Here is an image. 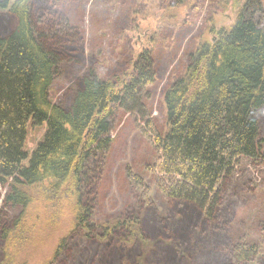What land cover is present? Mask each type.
Returning <instances> with one entry per match:
<instances>
[{
  "label": "trees",
  "instance_id": "obj_1",
  "mask_svg": "<svg viewBox=\"0 0 264 264\" xmlns=\"http://www.w3.org/2000/svg\"><path fill=\"white\" fill-rule=\"evenodd\" d=\"M51 1L0 0V264H8L5 247L30 190L42 185L53 193L65 188L77 211L48 264H136L141 248L127 246L136 225L141 240L153 243L148 264H264L256 243L226 236L264 169V0H245L233 27L187 56L183 76L164 95L162 133L147 105L151 51L141 50L122 80L103 81L82 35ZM59 80L68 87L51 105ZM121 115L155 151L150 171L175 220L172 213L157 218L149 189L127 173L144 217L112 228L93 223ZM29 125L46 129L31 154Z\"/></svg>",
  "mask_w": 264,
  "mask_h": 264
},
{
  "label": "rangeland",
  "instance_id": "obj_2",
  "mask_svg": "<svg viewBox=\"0 0 264 264\" xmlns=\"http://www.w3.org/2000/svg\"><path fill=\"white\" fill-rule=\"evenodd\" d=\"M245 0H52L51 4L82 35L84 53L96 64L98 77L116 83L122 80L135 56L149 49L153 57L155 83L150 88L148 108L159 132H164V95L173 81L183 76L187 56L202 43L212 42L220 30L233 27ZM68 84L55 81L49 103L57 105ZM42 127L28 126L25 151L31 154L45 133ZM157 156L141 136L131 118L121 115L113 132V144L101 180L100 200L93 223L113 226L144 217L145 208L128 182L130 173L149 189L151 208L157 218L167 219V200L159 191L151 167ZM27 163V162H26ZM260 185L234 209L226 236L230 241L247 240L264 251V169ZM50 192L44 185L30 190L31 202L18 227L10 233L8 264H48L59 242L75 225L76 202L65 193ZM174 220L178 218L172 213ZM132 224V223H130ZM133 225H131L132 227ZM129 244L137 243L142 257L136 264H148L153 243L141 240L139 226L131 228ZM122 244L123 238L121 240ZM253 261L249 264H259Z\"/></svg>",
  "mask_w": 264,
  "mask_h": 264
}]
</instances>
